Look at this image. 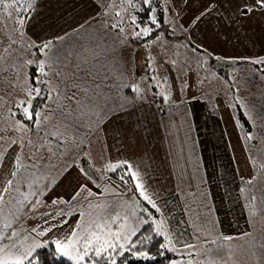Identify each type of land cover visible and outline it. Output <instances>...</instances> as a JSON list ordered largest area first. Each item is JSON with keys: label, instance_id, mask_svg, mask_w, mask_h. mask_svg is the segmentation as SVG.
Instances as JSON below:
<instances>
[{"label": "rangeland", "instance_id": "374dc122", "mask_svg": "<svg viewBox=\"0 0 264 264\" xmlns=\"http://www.w3.org/2000/svg\"><path fill=\"white\" fill-rule=\"evenodd\" d=\"M32 1L31 4L33 3ZM182 1L186 3L185 5H188L186 0ZM247 1L251 2L255 0ZM100 2L103 6V12L104 10L105 12L98 20V24L93 23L90 26L94 30L100 28L98 30H103L101 32H104V30L110 31L108 25L113 28L122 22L132 25L133 28H130V32L133 33L137 25L141 23L140 14L143 13L138 11L145 8H148L147 12L158 11L157 7L154 8L157 0H151L150 5L144 4L143 0H131V4H129L128 0H100ZM163 2H165L167 9L169 7V13L167 19L159 23V27L162 26V30L152 36L139 38L140 40L148 39L151 42L150 46L142 45L141 49L137 52L139 66L141 67L142 65V71H144V68H146L145 58L149 56L151 65L156 68L155 75H147L145 85L142 86L140 83V87H144L142 89L143 92L151 94L152 92L156 93V90L152 87L153 84H158L159 95L164 94L165 97L175 100L186 96L188 98V103L185 105V107L188 106L186 113L193 115H197L196 103L198 101L195 100L198 98L202 100L215 99L213 100V104L217 101L222 107L230 111L232 108L233 111L231 112L232 115L233 113L235 115V124L239 127L241 138L243 137L242 140L248 144V153L250 154V164L245 174L246 178L243 181L244 186L240 191L241 201L252 226V231H254V228H257L258 235L262 234L263 238L264 195H262L261 189H264V169L254 166L253 161L256 162V165L264 164V13H261V16L257 18L256 15L243 12L242 7H252L250 6L251 3L237 6L222 4L214 0H202L188 6L187 11L189 12L188 19L190 20V26L188 27L189 30L187 28L183 30L178 22L171 19L174 11L169 6V0H163ZM178 2L179 0H177ZM111 8L113 9L111 10ZM108 10L110 13L112 11L110 15H108ZM10 11L12 12V19L0 15L6 22L11 23L10 32L9 28L6 29L8 24L3 27L0 19V30L2 28L5 29V35L9 38L7 39V43L11 47V52L7 53L3 58L2 63L5 61L4 64H7L6 61H8L9 57L13 55L20 56V51L16 54L19 47L21 50H24V47H22L23 36L20 33L22 32L24 35L25 28L23 30V28L15 23L17 19L16 10L10 9ZM117 12L120 13L119 16L116 15ZM201 13H204V15H201ZM133 16L136 17L135 24L131 21ZM196 17L200 18L196 20ZM193 20H196V22L193 23ZM243 22H247L248 26L246 24L243 25ZM236 25H239L237 31ZM144 27L150 26H142L140 28ZM138 30L136 29V31ZM192 31L195 35L194 38H196L195 41L202 44L203 48L210 50L213 56L219 58L222 56L217 55L218 53L228 52L233 57L219 58V60L225 63L219 64L217 62L215 64L212 61L213 58L210 52H203L199 49L200 45L194 41L190 42L191 37L189 32ZM118 33L121 34V32ZM87 34H89L88 31L79 38L80 44L83 43L80 40H84ZM256 34L262 42L256 38ZM52 46L53 44H51V50ZM50 52L46 56L40 55L37 48L34 53L22 54L21 58L16 60L15 68L7 70L6 67H2L0 69V116L3 114L2 116L7 120L8 118L12 120L11 124H15L20 118L18 122L25 125L28 129V131L16 132L13 131L16 126L12 130L9 129V131L3 130L2 126H0V141H11V146L16 147L15 154L18 156V154H21V145H15L12 141L31 140V144L23 146L22 164H37L39 166L38 171L31 167L22 168L18 178L13 180V189L17 187L18 179L26 176L30 179H35L37 176L46 178L44 179L45 184H47L48 180L52 181V183L47 184L43 196L30 197L33 203H35L36 199L42 200L43 205L38 207L35 212L31 211L29 206L22 207L18 217L13 221L12 229L18 233L19 242H22L21 250L28 248L34 243L45 245L47 242H53L57 239L63 240L64 237L70 235L71 230L81 219L79 212L75 210L78 207L85 212L89 210L84 200L87 193H82L81 198L72 204L73 214L70 218H67V223L65 224H60V221L65 219V217L61 216L57 220H50L46 213L55 214L58 210L69 211L67 205H53L52 201L59 198L70 201L81 185H86L94 193V196L90 198L92 205H109L107 208L109 213H119L122 217L128 216L129 223L133 225L138 222L137 217L147 218L144 217V212L141 211L145 206L147 207V202L143 200L138 192H134L137 189L130 178H127L126 183L121 182L119 175L122 173V169L112 172L107 169L109 163H106L97 169L99 171L98 176L101 175L100 178L97 180L85 178L81 171L84 168L81 161L84 156H87L84 150L81 152V149H76L70 141L65 139L58 138L57 136L56 138H52L51 132H49L48 121L51 114H53L54 100L59 88V68L49 63L48 58H50L49 56L53 51L51 54ZM29 60L33 61V63H26ZM38 60H45L46 76H42L38 68L36 71L37 76L33 77L32 66ZM255 61L262 62L256 63ZM29 88L41 89L39 96L35 93L32 94V106H34L35 99H39L36 111L35 113L33 112L32 120L26 119L22 109L16 107L20 104V101H27L29 99L26 95V91ZM49 93L51 94L50 97ZM15 94H17V99L15 103H12L9 99ZM175 105L174 107L180 109L179 105L176 103ZM11 106L12 108H10ZM24 106L26 107L27 104L25 103ZM11 111H15L19 118H12L10 116ZM36 113L40 114L39 117L36 116ZM2 116L1 119H3ZM45 117H48L47 121H45ZM203 119L205 124L208 123L205 117ZM37 120H39L38 127L35 126ZM169 121L177 127V130L170 131V133L173 134V143L174 147H176L177 159H174V163L178 173L177 179L179 185L183 184V189L179 188V192L175 196L180 194L183 200H187L186 196L188 194L190 199L193 198L194 203L198 201V205L205 204V189L201 191V189L195 190L191 188L190 191H192V194H195H191V196L189 189L185 190V183H187L185 177L187 176L188 179L193 178V180L195 177L192 171L193 167H191L194 165L192 161H199L201 159L194 156L185 158V152L187 150L189 154V149L190 152H193L191 147L198 148L200 146L201 136L199 129L200 125H202V118L200 117L198 120L195 118L189 125L185 126L186 132L184 131V127H181V122L179 123L177 119L174 121L172 118ZM172 123L170 124L172 125ZM191 126H193V134H191L192 131L188 132ZM249 134L252 136L251 140L247 139ZM204 147H208V145L204 143ZM2 164L5 167L3 161ZM13 166L12 172L15 171V164L11 165V167ZM197 174L199 175L198 172ZM254 176H258V178L249 185L247 181ZM9 179H13L10 173L5 172L0 174V192H3ZM199 182L201 184V181ZM26 191H28L26 187H21V192ZM11 196H17L15 191L9 192L4 197L5 216L8 215L9 209L14 210L17 206L15 201H10ZM17 199H20V197L17 196ZM152 199L160 209V202L157 199ZM168 202L171 203V212H167L166 208H164L165 203ZM163 203L164 205L162 211H159V216H156L155 212L147 208L153 218L165 222V228L162 231H167L172 241L169 247H175L177 249L176 252H179L173 260L176 264H186L189 260L192 261V264H208L209 261L212 264H225L213 255L218 254L220 247L241 241V237L233 236L232 239L220 238L216 242L207 240L188 244L193 245L192 248H186L185 245H177L174 240H182L184 231H186V235L192 233L193 227L196 224V220H194L196 214L190 212L189 202L183 203L178 198H170L166 202L163 200ZM250 205H254V215L252 214ZM133 213H135V216H133ZM186 215H190V219L186 218L179 221L180 223L177 224L176 229L180 232L174 234L170 223L174 217L178 221L182 216ZM45 221H49V223L46 224ZM52 224H55L56 227L46 232L44 236L38 235L39 231L45 230ZM12 229L8 231L10 232ZM33 229H36V231H32ZM52 245L55 246L54 243ZM189 252L192 253L191 256L188 255ZM211 252L213 255H211Z\"/></svg>", "mask_w": 264, "mask_h": 264}, {"label": "crops", "instance_id": "0c3cea01", "mask_svg": "<svg viewBox=\"0 0 264 264\" xmlns=\"http://www.w3.org/2000/svg\"><path fill=\"white\" fill-rule=\"evenodd\" d=\"M200 1L202 0H186L188 5H185L182 0L178 3L177 0H169V6L174 11L171 19L178 22L183 30H189L188 6ZM214 1L237 6L251 3L252 7H242L243 12L251 8L249 14L256 15L257 18L264 13V7H260L257 0ZM33 9L25 25L22 42L24 50L19 47L15 53L20 51V56L9 57L7 64L2 61L5 55L11 52V47L7 43L9 38L5 35V29L0 30V69L15 68V62L22 54L34 53L36 45L51 41L53 52H50L48 61L59 68V95L56 94L53 114L48 121L52 138L57 136L70 141L72 146L81 149V152L84 150L88 161L82 159L81 162L84 171L86 166L94 170L95 176L92 179L101 177L98 176V167L106 163L127 161L131 163L133 171L140 173L146 193L160 202L161 211L163 200L166 202L170 198H178L183 203L189 202L190 212L196 214V224L191 234L186 235L184 231L182 240L173 239L175 244L188 245L207 240L216 242L217 239L225 237H241V241L220 247L217 255L212 252L211 255L225 264H264V236L262 238V234L258 235L257 228L252 231L241 201L240 191L250 164V154L248 144L242 140L239 127L235 124L232 108L230 111L217 101L213 104L215 99L198 98L195 100L198 101L197 115H193L186 113V96L175 100L165 97L164 94L159 95V91L151 94L143 92L144 87H140V83L144 86L151 68L154 75L156 68L151 65L150 57L147 56L146 68L142 71V65L140 67L137 61V52L142 45L150 46L151 42L148 39L133 38L130 32L133 27L130 24L120 27L123 31L110 25V31L101 32L103 30L99 31L100 28L94 30L90 25L98 24L105 12L100 0H36ZM111 13L108 10V15ZM0 19L3 27L8 24L6 29L9 28L11 32V23L6 22L4 18ZM245 24L248 26L247 22H243V25ZM237 28L239 25H236V31ZM87 31L89 34L84 40H80L83 42L80 44L79 38ZM189 34L190 42L194 41L203 46L195 41L193 31ZM256 38L259 39L257 34ZM204 49L211 53L210 50ZM217 55L233 57L228 52ZM32 68H38V65L35 64ZM128 85H139L141 93L137 95L127 87ZM152 87L156 88L154 85ZM16 95L8 99L15 103ZM174 102L180 109L174 107ZM171 105L173 106L170 107ZM11 112L12 118H19L15 111ZM1 116L0 126L3 130H12L20 123V118L15 124H11L12 120L3 116L1 119ZM200 117L201 144L198 148L191 147L193 152H190V149L189 154L187 150L185 152V158H201L199 161H192L194 180L185 177L188 183H185V190L205 189V204L198 205V201L194 203L188 194L187 200H183L180 194L175 196L179 188L183 189V184L179 185L177 179L178 173L174 163V159H177L176 147L173 134L170 133L177 130V127L169 120L177 119L186 132L185 126ZM203 117L208 123H204ZM192 130L193 126L188 132ZM204 143L208 147L203 148ZM15 149L16 147L11 146V141H0V156L5 163V167L0 163V174L8 172L12 175L11 169L14 166L11 165L17 158ZM191 194L192 191L190 196ZM170 205V202L164 205L167 212L172 211ZM186 218L190 219V215L182 216L178 221L174 217L170 223L174 234L180 232L176 229L179 221Z\"/></svg>", "mask_w": 264, "mask_h": 264}, {"label": "snow or ice", "instance_id": "6c2138e0", "mask_svg": "<svg viewBox=\"0 0 264 264\" xmlns=\"http://www.w3.org/2000/svg\"><path fill=\"white\" fill-rule=\"evenodd\" d=\"M129 4H131V0H128ZM144 4H151V0H143ZM257 4L260 7H264V0H257ZM10 9H15L17 14V19L15 23H17L21 28L25 24L26 14L29 13L30 10H34L32 8L31 0H0V15L6 16L9 19H12V12ZM246 12L252 11L251 8H247ZM117 16L120 15L119 12L116 13ZM204 15V13H201ZM200 17H196L198 20ZM151 21L154 25L159 27L158 22L156 21V17L153 14L151 16ZM193 20V23L196 22ZM133 24L136 23V17L133 16L131 18ZM122 23V22H120ZM120 23L115 25V27H120ZM139 28V26L137 25ZM123 31L122 28H120ZM154 29L151 27L139 28L138 31H134L132 33L133 38H141L148 37ZM23 36V33H20ZM39 52L42 55H47L48 52L51 51V41L47 43H42L40 45H36ZM256 63H261L262 61H255ZM28 64H32L33 61H26ZM38 65L39 71L42 76H46L45 72V60H38L35 62ZM50 67V65H49ZM159 87V85H155ZM134 93L139 95L141 93V89L139 85H128ZM35 93L37 96L41 94V89L39 88H29L26 91V95L29 97L27 101H20V104L16 107L21 108L24 114V117L28 120L33 119V110H32V94ZM49 93V97H50ZM59 95V94H57ZM25 103L27 106L25 107ZM14 115V114H13ZM39 113H36V116L39 117ZM47 121L48 117L44 118ZM35 126H39V120L35 122ZM16 132H24L28 131L25 125L22 123H18V125L13 129ZM52 135H57V133H52ZM247 139L251 140L252 136L249 134ZM13 144L21 145V154H18L15 164V171L12 173L13 179H9L4 187L3 192H0V264H34L33 253L37 248L43 247L44 245L41 243H34L28 248H23L21 250L22 242H19L18 233L12 229L13 221L18 217L20 209L24 206H29L30 210L35 212L38 207L43 205V201L40 199H36L35 203L32 202L30 197H40L45 194L47 184L52 183L51 180L47 181V184L44 183V179L37 176L35 179H30L27 176L18 179L17 187L13 189V180L17 179L22 168L31 167L33 169H37L38 165H24L22 164V152L23 146L25 144H31L32 141H24V140H13ZM3 157L0 156V163H2ZM254 166L259 169H264V164L256 165V162L253 161ZM107 169L116 172L117 169H122V173L119 175V179L121 182L126 183L127 178H130L134 184V187L139 191V195L143 198L147 204L151 205L153 209L157 212L160 209L157 207L155 201L146 193L144 184L141 182L142 177L138 171L132 170L131 163L127 161H119L116 163H109L107 165ZM82 174L85 175L88 179H92L95 175L94 171H84L81 169ZM258 176H254L252 179L247 181L250 185L252 184ZM21 187H26L28 191L21 192ZM15 191L17 196L20 199H17V196H11L10 201H15L17 205L15 209H9L8 215H4V197L9 192ZM243 191V190H242ZM82 193H87V196L84 197L85 202L88 206V211L85 212L78 207L75 211L79 212L81 219L77 222L75 227L71 230L69 236L64 237L63 240L57 239L52 243L55 244V253L59 257H67L68 260L72 261L73 264H98V261H103V264H117V257H123L125 253H129L137 258H142L144 260H154L155 257L151 256L148 251H135L138 245H143L144 241L150 239L149 237L137 238L133 241V237L137 236V233L140 231V228L143 225L151 223L155 224V233L156 235L162 236L167 243L162 244L161 248L167 249L172 252H176L177 249L175 247H169L172 243L168 232L162 231L165 228V222L163 220H156L152 217L151 212L148 211L147 208L141 209L142 212L148 214V218H139L137 217V223L135 225L129 223L128 216H120L119 213H109L107 208L109 205H92L90 203V198L94 196V193L91 192L90 189L87 188L86 185H81L80 188L76 191V193L72 196L70 201H65L62 198L54 199L52 201L53 205H67L69 211L65 212L63 210H58L55 214L46 213L49 216L50 220H57L59 217L63 216L65 219L60 221V224L67 223V218L73 214L72 204L78 201L81 198ZM262 195H264V189H261ZM254 199V197H253ZM252 208V214H255L254 205H250ZM135 216V213H133ZM45 223H49V221H45ZM115 226V227H114ZM56 227L55 224H52L50 227L46 228L43 231H39L38 235L44 236L46 232L51 231L52 228ZM9 229H12L10 232ZM32 231H36L33 229ZM247 235V233L245 234ZM225 239H232V237H225ZM7 241V242H5ZM186 248H192L193 245H185ZM189 256L192 255L191 252L188 253ZM38 264V262H36ZM173 264H176L174 261ZM186 264H192V261L189 260ZM208 264H212L211 261Z\"/></svg>", "mask_w": 264, "mask_h": 264}, {"label": "trees", "instance_id": "16d2710c", "mask_svg": "<svg viewBox=\"0 0 264 264\" xmlns=\"http://www.w3.org/2000/svg\"><path fill=\"white\" fill-rule=\"evenodd\" d=\"M32 1V0H31ZM35 1H32V8L34 7ZM157 7L158 11L157 12H152L149 11L147 12L148 8H145L144 10L138 11L141 12L143 14H140V24H138L139 28L142 26H150L151 28H153L154 30L151 32V36L154 35L155 33H157L158 31H161V27H157L156 25H154L151 21V16L154 14L156 17V21L159 23H161L164 19H167L168 17V13H169V7L167 9L165 2H163V0H157V3L154 5V8ZM150 9V7H149ZM151 10V9H150ZM32 10L29 11V13L26 14V18H25V24L22 27L23 30L25 28L26 22H27V18L30 14ZM126 26V24L124 23H120V27H123V25ZM120 27L116 28V30H120ZM138 27H136V29H139ZM135 29V27H134ZM135 29V30H136ZM199 49H201L203 52L206 51L202 46L199 47ZM212 56V61L216 64L217 62H221V60H219L218 57H215L213 55ZM38 68H33V77L37 76L36 75V71ZM150 71V70H149ZM151 71H154L151 68ZM148 74L153 75V72H151ZM154 87L157 84H153ZM156 90V92L158 91V87L154 88ZM85 162L88 161L87 156H84ZM84 161V160H83ZM134 192H138V190H135ZM147 207L155 212L156 216H159V212H157L155 209H153L151 207V205L146 204ZM145 206V208H147ZM147 208V209H148ZM148 209V211H149ZM150 212V211H149ZM144 217L148 218V214L144 212ZM153 217V216H152ZM155 224L150 223L143 225L140 228V231L137 233L136 237H133V241H135L138 237L139 238H143V237H149L150 239H147L144 241L143 245H138L137 249H135V251H148L149 254L151 256H154L155 259L154 260H144L142 258H137L129 253H125V255L123 257H117V264H173V260L177 257V255L179 254V252H172L169 251L167 249L161 248L162 244H165L166 241L162 236L156 235L155 231ZM34 259V264H36V262H38V264H73L72 261L68 260L67 257H59L56 255L55 253V246L52 245V242H47L43 247L38 248V250L35 252V254L33 255ZM98 264H103V261H98Z\"/></svg>", "mask_w": 264, "mask_h": 264}, {"label": "water", "instance_id": "95a60500", "mask_svg": "<svg viewBox=\"0 0 264 264\" xmlns=\"http://www.w3.org/2000/svg\"><path fill=\"white\" fill-rule=\"evenodd\" d=\"M225 62H219V64H224ZM39 103V99H36L35 100V103H34V106H33V109H34V112L36 111V106H37V104ZM86 170L87 171H94L92 168H90V167H87L86 166ZM95 173V172H94ZM95 176V175H94Z\"/></svg>", "mask_w": 264, "mask_h": 264}]
</instances>
